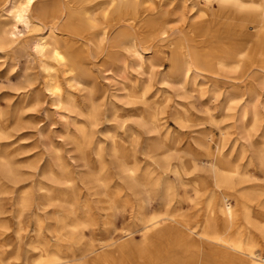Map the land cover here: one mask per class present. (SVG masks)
<instances>
[{"label":"bare ground","instance_id":"obj_1","mask_svg":"<svg viewBox=\"0 0 264 264\" xmlns=\"http://www.w3.org/2000/svg\"><path fill=\"white\" fill-rule=\"evenodd\" d=\"M1 6L7 15L0 13V48L16 44L17 59L24 63L18 84L20 113L26 106H41L45 98L63 109L65 122L74 126L68 128L66 137L86 166L79 178L103 188L104 178L94 169V158L102 160L106 153L124 184V193L140 201L139 226L124 229V236L117 240V264H125L127 255L143 246L150 247V253L167 248L173 258L168 264H187L181 261L184 256L192 262L201 248L224 264H264V254L250 238L264 239V125L257 108L264 107V101L243 97L229 149L228 132L223 130L217 138L211 131L197 129L205 120L219 128V120L210 112L201 121L198 116L184 115L177 105L170 108L167 96L158 101L153 96L152 104L146 103L156 76L159 84L175 87L183 97L198 78L220 75L225 68L240 72L241 77L253 70L264 83V0H0ZM158 57L160 64L156 63ZM87 61L93 67L103 66L102 72L113 70L112 75L122 76L120 96L131 106L129 113L112 101H101L105 91ZM31 62L37 63L41 75L24 72ZM224 92V106L231 108L237 91ZM102 106L107 107L102 111ZM163 113L187 127L189 134L162 136L158 117ZM135 116L146 134L142 159L136 154L139 138L133 124L124 123ZM101 120H115L130 134L109 132L107 147L99 141L94 146L93 133ZM4 128L1 138L9 135ZM57 152L58 148L48 152L49 163L41 171L52 184L39 185L50 202L58 199L55 194L62 183L72 188V179L63 167L47 176L50 163L59 162ZM247 165L256 166L263 175L250 173ZM3 170L11 172L9 163H3ZM188 181H192L193 193L186 192ZM201 195H205L204 201ZM156 197L160 206L147 214ZM24 200H28L27 193ZM59 200L72 208L71 196ZM183 203L193 209L180 211L178 206ZM200 204L204 214L195 208ZM62 225L78 234L90 220L79 215ZM134 231L141 232L143 243L132 244ZM85 247L88 253L80 257L96 252L94 246ZM108 252L95 256L108 260ZM80 257L44 251L28 262L66 264Z\"/></svg>","mask_w":264,"mask_h":264},{"label":"rangeland","instance_id":"obj_2","mask_svg":"<svg viewBox=\"0 0 264 264\" xmlns=\"http://www.w3.org/2000/svg\"><path fill=\"white\" fill-rule=\"evenodd\" d=\"M1 12L3 15H7L2 6L0 7ZM17 27L21 32L24 30L20 22ZM156 61L160 64L161 58L158 57ZM23 64L22 60L17 59L16 44L0 48V129L5 127L4 129L9 134L8 137H0V264H33L28 262V259L37 260L44 251L49 254L56 252L59 255L67 254L71 257H80V255L88 253L85 251V246H94L96 252L84 255L80 259H73L66 264H117L119 258L118 251H115L117 240L122 235L124 236V229L134 230L139 226L140 201L124 193V184L117 177L110 157L106 153L103 154L102 160H98L91 153L92 148L90 149V156L96 160L94 169H99L102 178H104L105 186L103 188L93 183L85 184L79 178V172L85 170L86 166L79 159V152L74 143L66 137L68 128L73 129L74 126L70 121L69 123L65 122V117L62 114L63 109L49 104L45 98L41 106H26L20 113L18 84L23 73ZM167 64V61H164V68H167ZM29 65V68L24 72L35 75L42 74L36 62H31ZM86 66L91 67L101 81L102 86L100 85V87L106 95L101 101L106 104L112 101L124 113H129L128 108L131 106L124 104V99L120 96L123 93L122 76L112 75L113 70L102 72L103 66L93 67L88 61ZM159 67L157 66L158 69ZM133 73L135 74V72ZM103 74L106 75V79L102 78ZM240 75V72L225 68L221 70L220 75L198 78L195 86H189L187 96L184 97L178 95L175 87L159 84L156 81V76L151 81L152 87L147 94L146 103L151 105L153 96L158 98L155 99L156 101L167 96L166 103L169 107L177 105L184 115L198 116L201 121L207 119V112H210L219 120V128L205 120L204 124L198 126L197 129L211 131L217 138L220 137L223 130L228 132L226 149H229L235 137V126L238 123L236 118L239 116L243 97L250 98V100L258 98L264 101V83L259 80V74L257 75L252 70L242 77ZM235 84L243 86L236 87ZM245 88L248 89L244 95L238 97ZM158 89L159 91L155 93ZM224 90H228L232 94L237 91L235 93L237 99L231 108L224 106ZM215 91H218L219 95H216ZM106 107L102 106V111ZM257 108L260 123L264 125V107L259 105ZM252 115L253 110L250 111V116ZM131 119L124 123L133 124L132 128L139 138L136 154L138 159H142V143L146 134L143 132V127L136 122L139 117L135 116ZM158 122L162 136H168L170 132L182 136L189 134L188 128L180 126L169 113L160 114ZM125 130L124 127L119 128L115 120L106 123L101 120L93 133L94 146L99 141L104 147H107L109 132L130 134L129 130L127 132ZM53 148L59 149V152L56 153L59 162L50 163L47 176H50V172L52 175L59 173L60 168L63 167L71 177V187L74 189L67 188L66 184L62 183L55 194L58 199L50 202L46 192L39 189V185L52 184L50 180L41 175V171L49 163L47 154ZM233 153H236L235 150ZM141 161L144 165V160ZM244 161L246 162V158ZM4 162L9 163L10 173L3 170ZM255 168L254 165L245 167L252 174L263 175L261 170L260 172ZM250 169L252 170L250 171ZM191 183L192 181L186 186L187 193H193ZM24 193H27L28 200L26 202ZM63 195L72 197V208L68 203L59 200ZM201 197L204 201L205 195H201ZM23 200L24 205L21 204ZM231 202L234 203L233 200ZM188 204L179 205L180 211L188 212L193 209L191 204ZM159 206V198L156 197L149 206L147 214ZM195 208H199L198 213L204 214L203 204ZM171 209H174V206ZM79 215L90 220V225L80 233L72 234L62 224L64 220L71 221ZM111 238L112 240H110ZM133 238L132 244L143 243L141 232L134 231ZM250 238L255 243L258 252L263 255V237ZM113 240L116 242L110 243ZM90 243L92 245H89ZM150 249L147 246L135 249L134 253L127 255L125 264H168L173 259L169 257L170 251L167 248H160L162 250L160 253L154 251L150 253ZM205 249L201 248L199 251H195L192 262L186 256L181 261H187V264H209V262L210 264H224ZM104 251L106 253L109 251L108 260L95 256L96 253ZM45 263H47L46 260L41 262V264Z\"/></svg>","mask_w":264,"mask_h":264}]
</instances>
